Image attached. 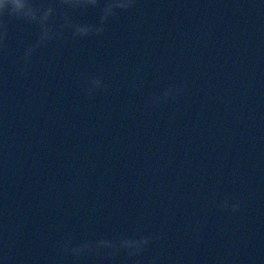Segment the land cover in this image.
Instances as JSON below:
<instances>
[{
    "label": "water",
    "instance_id": "water-1",
    "mask_svg": "<svg viewBox=\"0 0 264 264\" xmlns=\"http://www.w3.org/2000/svg\"><path fill=\"white\" fill-rule=\"evenodd\" d=\"M37 33L11 21L0 52V264H133L60 245L149 234L139 264H264V0H138L22 76ZM80 73L106 89L85 96Z\"/></svg>",
    "mask_w": 264,
    "mask_h": 264
},
{
    "label": "clouds",
    "instance_id": "clouds-1",
    "mask_svg": "<svg viewBox=\"0 0 264 264\" xmlns=\"http://www.w3.org/2000/svg\"><path fill=\"white\" fill-rule=\"evenodd\" d=\"M137 3L138 0H0V52L7 49L11 21H22L35 26L38 29L37 39L25 47L18 61L21 65L20 75H26L36 51L43 45L63 38L66 32H70L74 39L102 36L111 19L135 9ZM88 10L98 11L95 23H81L73 18L75 13ZM77 82L82 84L87 97H93L107 87L103 76L98 74L80 73ZM132 87L136 89L138 85L133 82ZM182 90L179 85L169 86L162 94L155 96L152 103L160 105L175 101ZM216 206L221 211H240V203L233 204L228 199ZM157 239L159 237L151 234L136 239L121 235L112 239L80 243L66 238L60 245V255L71 257L74 261L85 256H96L106 262L115 260L123 253L133 264H139L136 258ZM150 264H161L160 254L152 257Z\"/></svg>",
    "mask_w": 264,
    "mask_h": 264
}]
</instances>
